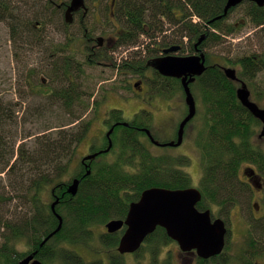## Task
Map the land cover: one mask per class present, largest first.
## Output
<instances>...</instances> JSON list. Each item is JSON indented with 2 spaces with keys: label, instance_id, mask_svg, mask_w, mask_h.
I'll return each mask as SVG.
<instances>
[{
  "label": "trees",
  "instance_id": "obj_1",
  "mask_svg": "<svg viewBox=\"0 0 264 264\" xmlns=\"http://www.w3.org/2000/svg\"><path fill=\"white\" fill-rule=\"evenodd\" d=\"M118 1V15L123 22L124 34L117 47L135 45L140 36L148 39V43L142 45L139 52H134L118 65L121 69L136 70L137 73L144 71L146 64L150 63L157 52V45H183L184 39H187L192 48V41L201 38L198 46L209 48L221 44V21L217 18L223 13L225 0ZM250 5L251 10L247 14L251 21L264 23V8ZM42 9L44 10L42 0H0V19L10 24L12 39L22 41L29 25L40 20ZM194 16L198 20L196 23L193 21ZM69 42L70 39L67 40ZM66 53L64 65L51 61L53 70L47 74L50 82L37 80L38 74L34 70L29 71L24 81L37 94L46 97L47 104L58 103L69 114V111L78 106V98L82 97L80 104L85 105L83 97L86 92L83 89L79 91L78 63L74 57H70L69 51ZM81 72L83 86L84 69ZM155 75L158 76L157 73ZM197 79L191 87L199 90L206 122L196 139L204 168L200 184L203 203H216L222 208L235 207L240 203L238 199L245 201L250 197L249 187L239 177L241 168L248 166L247 168L264 176V146H260L257 141L256 144L255 139H252L259 120L237 101L236 93L230 89L228 82L224 81L223 84L222 73L217 66L206 68ZM157 81V78L154 82L150 80L151 90H154ZM174 82L176 81L165 79L155 86L161 92L171 91ZM51 84L54 87L51 88ZM94 103L96 107L98 101ZM107 117V126L114 124L110 136L113 161H97L90 171L79 172L78 189L72 196L66 192L68 183L60 178L67 173L78 145L86 138L90 121L79 122L73 129L65 128L82 118L77 117L69 125L59 127L55 132L58 138L43 133L32 140V148H23V145L16 147L11 129V126L17 124L16 110L10 102H4L0 98V173L5 172L12 194L17 192L19 202L31 206L33 214L18 221H9L6 216H0V264H19L34 252V258L42 264H102L98 259L85 261L79 254L64 247V244H86L91 240V227L104 226L111 220L125 219L129 205L137 201L148 188L173 190L189 186L190 178L180 168L188 159L154 154L146 135L141 130H136L150 129L147 123H150L152 116L149 112L140 111L128 126L117 124L124 122L120 110H110ZM44 191H50L51 203L53 197L58 200L55 213L61 218V228L40 247L41 242L59 224V219L51 210V203L41 201ZM4 194L7 193L0 194V204L5 201ZM122 232L123 230L115 234H101L102 246L111 253L107 264H126L124 256L116 251ZM24 238L28 240L31 249L18 253L14 249V243ZM165 240L168 238L157 228L133 256L139 255L147 244L149 259L145 264H172L167 256L164 260L159 259L160 243ZM226 251L227 245L216 257L208 260L196 258V264H227L224 261ZM239 252L243 264H252L254 257L264 256V220L251 225V232L246 233ZM228 261L231 262V259Z\"/></svg>",
  "mask_w": 264,
  "mask_h": 264
},
{
  "label": "rangeland",
  "instance_id": "obj_2",
  "mask_svg": "<svg viewBox=\"0 0 264 264\" xmlns=\"http://www.w3.org/2000/svg\"><path fill=\"white\" fill-rule=\"evenodd\" d=\"M241 7L235 12V16H238V18H242L240 13ZM237 21L240 22L239 20ZM74 25H72L71 29L75 28ZM9 27L10 24L8 22L4 21V23L0 24V98L4 102H10L16 110L17 124L11 126L16 147L23 145V148H32V140L37 135L43 133L46 135L52 134L53 138H58L59 136L55 132L60 126L69 125V123L77 117L78 119L82 117L81 120H77L74 124L65 127L73 129L75 128L74 125H77V122L90 121L88 135L84 139L83 144L77 147L75 153V158L82 156L87 151L89 141H93L92 143L96 144L98 147L100 146V139L104 137V133L107 130L106 121H104V119L112 109L120 110L124 120L128 122L137 111L143 109L148 111L152 118L147 125H149L152 131L153 137L159 142H165L168 140L167 137L171 136V129L177 125L182 115L185 113L186 107L183 103V94L182 91L177 90V84L174 86V92L164 96L162 95L163 97L160 96L162 99L154 101L155 95L153 93L148 90L139 93L133 87V83L139 80L137 79V75L125 73L124 70H122V73L116 71L117 65H120L123 60L134 52H139L142 49L141 46L148 43V39H146L145 36H141L138 43L135 45H120L116 48L115 60L113 62L115 68L103 69L100 67H84V79L81 90L83 89V92H86V95L83 97V103L85 105H76L68 114L60 105H57L58 103L52 105L47 104V98L37 94V91L33 88L31 89L24 81V78L29 74L30 70L37 72V80H47V69H50L51 61L48 60L46 53H44L45 44L42 42L39 44L40 46H35L36 44H34L32 40L29 41L28 44H26L27 41H16L12 39ZM234 34L237 36L232 38V44L236 45H233V55L234 53H239L242 47L245 46L252 47L251 49L257 52L264 49V27L256 28L251 24H247L238 28ZM48 36H50L51 40H62V35L60 33H55L51 28L49 29ZM71 47L75 48V45ZM208 49L209 63L217 62L218 64H222L223 60L221 54L223 47L221 48V45H219L217 47H209ZM69 55L78 61V57L76 58L74 53H70ZM147 73L151 80L154 79V74L151 72ZM70 78L71 80L73 79V77ZM145 86H147L146 83L143 86L141 84L143 90ZM196 100V102H198L197 114L187 127V141L184 147H159L149 144L154 154L170 152L169 155L174 156L176 154L184 156L186 154V156L189 155V159L192 158L190 162V165L192 164L191 173L195 178H193L189 170H186L192 177V184L197 182V176L201 175L202 170L200 154L196 151L194 152V139L197 138L198 133L202 129L204 106L199 95H197ZM96 101H98V103L95 105L96 107H94V102ZM140 120L144 121L142 118ZM46 128L49 129L47 130ZM9 132L12 133L11 131ZM258 141L260 146H264V139ZM104 157L105 156L102 155L99 160ZM111 157L113 156L108 158ZM76 171V164H71L67 173H65L60 180L67 181L69 178H72ZM240 177L242 178L241 173ZM10 185L5 172L0 173V194L4 192L7 193L4 194L5 201L0 204V216H6V220L9 221L25 220L26 215L29 213V205L19 202L17 198V196H19L18 193L15 192L12 194ZM42 197V202H50L51 198L47 195V191L43 192ZM249 198L250 200H247V198L245 201L240 200V203H237V206L233 207L227 216H215L225 220L229 230L226 242V258L224 259L227 264H243L242 255L239 250L243 247L246 232L250 231V227L246 224L245 219L248 216L264 215V200H261L257 193H254ZM258 199H260V210L254 211L253 206ZM224 208L230 209L228 207ZM225 214L227 213L225 212L224 215ZM90 229L92 233L91 240L86 244H74L75 246H71V249L77 251L80 257L84 258L87 262L98 259L102 264H107L109 254L111 253L102 246L100 240L101 234L105 232V228L104 226H97L91 227ZM28 246V240L25 238L14 243V249L18 253L28 251ZM165 250H168L167 253L163 251L159 254L160 260H164V256H167L170 258L172 264H181L177 262L178 249L176 247L169 246L165 248ZM123 256V261L126 264H137L138 262L145 264L149 259L148 245L146 244L144 250L137 256H133L132 254H125ZM191 257L192 256L189 255V258ZM229 259H231V262L228 261ZM252 264H264V256L260 255L259 257H254Z\"/></svg>",
  "mask_w": 264,
  "mask_h": 264
},
{
  "label": "flooded vegetation",
  "instance_id": "obj_3",
  "mask_svg": "<svg viewBox=\"0 0 264 264\" xmlns=\"http://www.w3.org/2000/svg\"><path fill=\"white\" fill-rule=\"evenodd\" d=\"M71 0H42V6L44 7V10L40 13V20L36 21L33 25H29V27L24 32V40L22 42L27 41L26 44H28L29 41H33L35 46H40L42 42L45 44L44 47V53H46V57L49 61H58L59 63H63L66 57L67 51L69 53H74L75 57H78V61L75 60L78 63V86L79 91H81L82 86V69L84 67L87 68H94V67H100L103 69H112L115 68L114 65V57H115V50H117V44L120 40H122V36L124 34L123 30V22L120 19V15H118V11H120L119 1L118 0H83V4L79 6L77 9L70 11L72 22H70L67 27V23L65 21V15L69 11ZM227 3V0H225L223 8H222V15L219 16V20L221 21L219 27H220V37H221V48L222 50V64H218L217 62L209 63V57H208V47L205 46H198L197 44H200L201 39L198 41H192V48H190V45L187 39H184L183 45H173V46H179L180 50L174 53H171L169 55L172 56H190V57H199L201 54H203L205 62L204 66L205 69L209 68L211 66H217L219 71L222 73L223 77V84L224 81L228 82L230 89L236 93L237 101L242 105L241 101L238 98V91L244 89V91L247 92V100L251 103H254L258 107L264 108V49L261 51H253L251 49L252 47L245 46L242 47V50L239 53H232L233 51V45L232 44V38L234 36H237L234 34L235 31H237L238 28L241 26L251 24L254 27H264V23L257 24L251 21L250 17L248 16L247 12L250 11L251 5L254 4L257 8H264V5L262 7L258 6L254 2H250L248 0H243L239 4L230 7L226 14H224V8ZM250 3V4H247ZM242 6V7H241ZM241 7V17L238 18V16H235L236 10ZM244 8V9H243ZM39 16V14H37ZM224 16V17H223ZM223 17V19H222ZM56 18V19H55ZM234 18V19H233ZM239 20L240 22H238ZM194 23H196L197 18L196 16L193 17ZM74 22V24H73ZM4 23L2 19H0V24ZM72 25L75 26L74 29L72 28ZM52 29L55 33H60L62 35V40H51L49 34V29ZM118 29V30H116ZM72 36V37H70ZM141 37V36H140ZM70 39L71 42L67 43V40ZM75 45V48H72L71 46ZM120 46V45H119ZM156 48L157 52L153 55V57L149 61L150 63L146 64V69L140 73H137L135 70L130 69H121L118 65L116 67V71L119 73H122V70L125 71V73H131L133 75H137V79H139L137 82L133 83L137 87L136 90L139 93L146 92L147 90L155 95L154 101H158L162 99L160 96H164L168 93L174 92V86L177 84L178 89L181 88V79H175L173 77H165L161 75L157 70L154 69L152 66V62L154 59L157 58H164L167 55L163 52L165 49L169 47L159 46ZM236 46V45H234ZM172 47V46H171ZM192 49V50H191ZM147 57V56H146ZM81 61V62H79ZM83 61V63H82ZM64 65V63L62 64ZM148 65V66H147ZM51 66V65H50ZM232 70L233 71V78L227 75L226 70ZM53 70V66L50 67V69H47V74L49 75L50 71ZM121 70V71H119ZM104 71V70H103ZM134 71V72H133ZM205 71V70H204ZM147 72H151L154 74V79H150L147 75ZM155 73L158 74L156 77ZM200 76V75H199ZM199 76H192L188 79H192L190 83V91L193 95L194 101H195V115L191 119V121L195 118L197 114V95H199V90L196 87H191V84H195L197 82V78ZM155 78L158 79V81L155 83V85L162 80H170V82L176 81L173 83V86L170 88L171 91L164 90L161 92V89L158 88V86L154 85V90H151L149 87L148 82L155 81ZM175 79V80H174ZM196 80V81H195ZM50 82V79L47 78V80H43V83ZM147 84L145 86V89L141 87L144 84ZM180 85V86H179ZM51 88L54 87V85H50ZM137 94V93H136ZM162 96V97H163ZM201 98V95H199ZM82 97L78 98V104L81 103ZM184 103V101H183ZM185 105V104H184ZM243 106V105H242ZM244 107V106H243ZM144 110V109H143ZM140 110V111H143ZM248 110V109H247ZM140 111H137L133 118L131 120L124 122H118L117 124L123 125L130 123L133 121L134 117L140 113ZM146 111V110H145ZM148 112V111H147ZM188 114V109L186 107L185 113L182 115V118L177 123V125L174 126V128L171 129V136H168L165 142L162 143H172L176 144L178 141V129L181 121L185 118V116ZM108 117H105L104 121L107 127L108 131L112 126L114 129V124H111L110 126L107 124L109 121H107ZM190 121V122H191ZM103 122V121H102ZM189 122V123H190ZM189 123L186 125L184 131H183V138L182 142L178 146H173L171 148L176 147H184L186 143V130L189 125ZM205 118L203 117V124H202V130L205 124ZM136 130H141L142 133L146 134L144 130H150L149 128H136ZM253 138L255 139V143L259 142L258 140L264 139V124L259 120V124L256 125L254 129ZM105 131V132H106ZM151 132V130H150ZM152 133V132H151ZM147 136V135H146ZM197 139V138H196ZM196 139H194V152H199V149L196 146ZM82 140L79 145L83 144ZM101 143L98 147L96 144H93L89 141L87 145V151L82 156L74 157L72 160V164H76L77 171L73 174L71 180L69 181V184L72 183L74 180H78V173L81 171L89 170L92 167L94 162H97L99 158L103 155H97L95 158L89 161H83L84 158L93 155L99 151H103L106 149L108 145V141L106 140L105 133L104 137L100 139ZM161 143V142H160ZM256 143V144H257ZM259 144V143H258ZM78 145V146H79ZM193 146V143H192ZM186 154V153H184ZM105 155V154H104ZM187 155V154H186ZM181 155V157H186L188 159V163H182L180 168L183 172H185L189 178L190 183L187 188H196L199 190L201 194V199L196 204V209L199 212H205L210 211V216H212V219L214 216H227L229 211L233 207H228L230 209L222 208V206H218L216 203H203V193L200 188V184L202 182V178L204 175V168L202 165L201 175L197 176V182L192 184V173H191V165L190 162L192 158L189 159L188 156ZM180 156V155H178ZM172 157H176L172 156ZM248 166H244L241 170V176L240 180L242 183H245L250 190V197L254 193H257L262 200L264 198V176L260 175L257 171H254V175H251V169L247 168ZM190 171L191 175L187 172V170ZM251 175V176H248ZM77 176V177H76ZM193 176V175H192ZM193 178H195L193 176ZM183 188V189H187ZM53 192H51L52 194ZM58 199V198H57ZM260 199H258L257 202H255V206L257 204V211H259ZM53 197V201H54ZM240 202V199H238ZM250 200V198H248ZM58 201V200H57ZM215 208V209H214ZM214 209V210H213ZM254 209V208H253ZM31 206H29V213L26 215V218H29L33 216L31 214ZM255 211V210H254ZM216 212V213H215ZM227 213L224 215V213ZM21 220V219H20ZM264 220V216H248L245 221L248 227H250L251 232V225L258 224ZM225 221V220H224ZM226 223V222H225ZM227 224V223H226ZM161 229V234H165L166 238L168 240H165L164 242L161 241L160 247L161 252L164 251V253H167L168 250H165V248H168L169 246L176 247L177 250V262L181 264H196V255L194 251L190 252H182L179 249L178 244L169 238L166 234V231L163 228ZM248 231V229H247ZM29 250L31 249V246L28 247ZM189 255L192 257L189 258Z\"/></svg>",
  "mask_w": 264,
  "mask_h": 264
},
{
  "label": "water",
  "instance_id": "obj_4",
  "mask_svg": "<svg viewBox=\"0 0 264 264\" xmlns=\"http://www.w3.org/2000/svg\"><path fill=\"white\" fill-rule=\"evenodd\" d=\"M243 0H227L224 8V14L230 7H233ZM262 7L264 0H248ZM83 4V0H72L69 11L65 15V21H72L70 11L77 9ZM219 18V17H218ZM217 18V19H218ZM180 50L179 46H172L163 52L167 55L164 58L154 59L152 66L161 75L181 79L183 91L185 95V103L188 107V114L180 123L178 129V141L174 145L172 143L161 144V146H178L182 141L184 126L192 119L195 113V103L191 94L189 83L192 76L201 75L204 70V56H172L171 53ZM228 76L233 78V71L227 69ZM138 84L135 86L137 87ZM238 98L242 105L245 106L253 116L258 118L264 124V110L258 109L253 103L247 100V92L244 89L238 91ZM127 126V124H123ZM113 128H111L106 137H110ZM150 141L155 142L148 130H144ZM111 148L109 141L108 147L101 152L95 153L83 159L89 161L102 152H108ZM89 172H87L88 174ZM251 175L254 173L251 171ZM248 174V176H251ZM79 181H73L67 188V193L74 196L77 192ZM200 200V193L196 189H179L170 190L164 188H149L144 190L138 201L130 204L127 215L124 220H112L105 225L107 233L119 231L122 227H126L124 233L120 237L117 252L120 255L131 254L136 252L144 242L147 236L152 234L157 227L165 229L166 234L175 240L182 251L194 250L196 255L204 260L219 255L225 246V236L227 233L226 226L221 219L211 221L209 211L199 212L195 205ZM56 202L51 206L54 214ZM59 224L51 234H49L40 244L43 246L54 234L61 228V218ZM36 252L23 259L20 264H29ZM30 264H41L38 260H33Z\"/></svg>",
  "mask_w": 264,
  "mask_h": 264
}]
</instances>
